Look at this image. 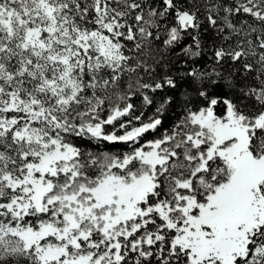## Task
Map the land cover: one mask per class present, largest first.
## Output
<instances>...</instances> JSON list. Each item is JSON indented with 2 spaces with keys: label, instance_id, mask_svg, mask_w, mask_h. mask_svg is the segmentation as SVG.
Returning a JSON list of instances; mask_svg holds the SVG:
<instances>
[{
  "label": "snow or ice",
  "instance_id": "1",
  "mask_svg": "<svg viewBox=\"0 0 264 264\" xmlns=\"http://www.w3.org/2000/svg\"><path fill=\"white\" fill-rule=\"evenodd\" d=\"M0 264H264V0H0Z\"/></svg>",
  "mask_w": 264,
  "mask_h": 264
}]
</instances>
